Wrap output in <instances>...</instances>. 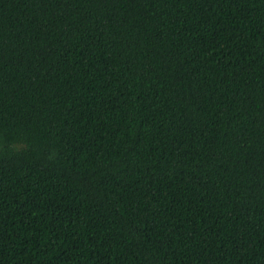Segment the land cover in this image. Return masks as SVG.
Segmentation results:
<instances>
[{
    "label": "trees",
    "instance_id": "obj_1",
    "mask_svg": "<svg viewBox=\"0 0 264 264\" xmlns=\"http://www.w3.org/2000/svg\"><path fill=\"white\" fill-rule=\"evenodd\" d=\"M0 264H264V0H0Z\"/></svg>",
    "mask_w": 264,
    "mask_h": 264
}]
</instances>
